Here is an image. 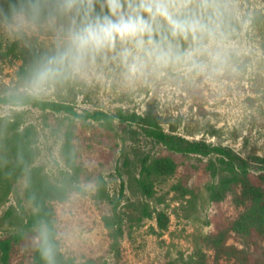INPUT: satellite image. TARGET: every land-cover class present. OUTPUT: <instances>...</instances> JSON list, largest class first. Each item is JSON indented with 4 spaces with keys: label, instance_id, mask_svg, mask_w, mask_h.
I'll return each mask as SVG.
<instances>
[{
    "label": "rangeland",
    "instance_id": "1",
    "mask_svg": "<svg viewBox=\"0 0 264 264\" xmlns=\"http://www.w3.org/2000/svg\"><path fill=\"white\" fill-rule=\"evenodd\" d=\"M226 3L232 28L223 71L170 73L129 89L117 83L115 66H105L79 77L76 110L118 114L153 105L183 136L231 148L245 160L251 178L259 179L264 173L258 159L264 156V0ZM34 38L51 46L47 35ZM13 41L0 34L1 94L26 90L18 80L21 60L8 50ZM39 94L66 97L65 90L50 85ZM71 138L77 170L66 147ZM156 157L177 166L153 178L148 196L137 179L143 161ZM230 172L219 154L175 152L135 122L116 118L107 124L31 104L0 103V264H38L40 226L47 232L48 227L35 220L37 207L28 189L41 192L47 184L70 189L67 200L56 205L55 218L61 249L77 261L188 264L197 247L207 248L204 236L224 232L231 255L222 264H264V236L233 228L247 204L241 206L230 193L219 201L210 197V188ZM160 213L166 226L159 224Z\"/></svg>",
    "mask_w": 264,
    "mask_h": 264
},
{
    "label": "clouds",
    "instance_id": "2",
    "mask_svg": "<svg viewBox=\"0 0 264 264\" xmlns=\"http://www.w3.org/2000/svg\"><path fill=\"white\" fill-rule=\"evenodd\" d=\"M231 19L226 0H0V34L26 45L51 38L25 77L33 95L105 66H115L117 83L129 89L170 73L221 72ZM40 236L52 264L45 225Z\"/></svg>",
    "mask_w": 264,
    "mask_h": 264
},
{
    "label": "trees",
    "instance_id": "3",
    "mask_svg": "<svg viewBox=\"0 0 264 264\" xmlns=\"http://www.w3.org/2000/svg\"><path fill=\"white\" fill-rule=\"evenodd\" d=\"M42 40L34 38L31 45H26L18 40L13 41L8 50L15 57L21 60L18 71V80L24 83L25 77L33 64L34 60L43 52L49 50ZM79 77L70 79L62 83H54L55 86L65 90V99L47 98L41 94L33 95L27 90L10 93H0V103L12 104H31L41 110L65 111L76 116L84 118H94L102 120L104 123L112 124L116 118L121 122H135L146 127L148 135L155 141L165 145L168 149L183 154L199 153L203 155L213 152L221 156L222 162L227 164L230 174L220 179L217 185L210 188V197L214 201L224 199L229 193L236 197L238 204H247L245 211L240 213L238 219L233 223V228L237 233H248L255 229L264 236V173L259 175V179L253 180L246 168V162L236 154L231 148L221 145H212L202 139H190L177 132L176 126L168 121L153 105H148L143 112L137 111H119L118 114L109 113L104 110H95L87 114L79 113L75 108L77 97V86ZM169 123L170 127L166 128L165 124ZM66 147L72 151L69 160L74 166V155L72 138L68 140ZM264 163V156L258 157ZM176 164L174 161L163 157H156L151 161L144 160L142 163L141 176L137 179L138 186L145 194L151 196L154 192L153 178L155 176L169 174L175 171ZM237 188L240 190L238 191ZM70 189L65 185L47 184L42 191H37L33 186L28 189L30 200L37 207L34 218L37 222L45 223L48 227V241L54 248V258L52 264H97L94 259L77 261L70 257L61 249V241L58 237V224L56 222V205L59 202L67 200ZM166 216L163 213L158 215V221L161 227L166 226ZM106 222L110 226L111 220L106 217ZM120 226V225H119ZM115 231L122 230L120 227ZM116 236V234H115ZM203 247H197L189 255L188 264H222V259H229L231 252L227 249L226 234L224 232L210 233L202 238ZM43 243V242H42ZM7 249L10 243L6 242ZM41 246L37 247L35 259L38 264H48V261L42 255ZM214 254H211L212 252ZM230 252V253H229Z\"/></svg>",
    "mask_w": 264,
    "mask_h": 264
}]
</instances>
